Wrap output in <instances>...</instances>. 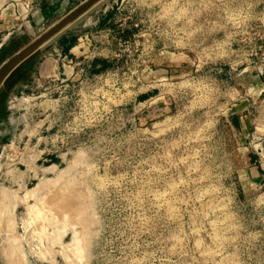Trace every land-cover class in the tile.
<instances>
[{"label":"rangeland","instance_id":"obj_1","mask_svg":"<svg viewBox=\"0 0 264 264\" xmlns=\"http://www.w3.org/2000/svg\"><path fill=\"white\" fill-rule=\"evenodd\" d=\"M41 1L0 0V68L85 2ZM20 64L0 245L23 264H264V0H100Z\"/></svg>","mask_w":264,"mask_h":264},{"label":"water","instance_id":"obj_2","mask_svg":"<svg viewBox=\"0 0 264 264\" xmlns=\"http://www.w3.org/2000/svg\"><path fill=\"white\" fill-rule=\"evenodd\" d=\"M100 0H85L78 7L69 12L60 21H58L52 28L39 36L37 39L28 44L24 49L15 54L0 68V94L3 91L6 80L17 71L23 60H25L30 54H32L37 48L47 42L51 37L71 24L77 18L86 13L91 7L97 4ZM25 63V62H24ZM20 64V65H19Z\"/></svg>","mask_w":264,"mask_h":264},{"label":"bare ground","instance_id":"obj_3","mask_svg":"<svg viewBox=\"0 0 264 264\" xmlns=\"http://www.w3.org/2000/svg\"><path fill=\"white\" fill-rule=\"evenodd\" d=\"M70 25V24H69ZM69 25H67L66 27H68ZM65 27V28H66ZM65 28H63L62 30H64ZM61 30V31H62ZM60 31V32H61ZM4 194L5 193H3V191H1V195H0V198H4ZM28 194V193H27ZM29 194H31V193H29ZM34 195V194H33ZM28 196V195H27ZM32 196V195H31ZM52 198V197H51ZM26 199V198H25ZM66 198H63L62 199V197H59V196H54V198H52L51 200H46V203H48V204H46L47 205V207H49V208H53V207H62V206H64L65 205V203H64V201H66L65 200ZM68 199V198H67ZM64 200V201H63ZM34 206V205H33ZM0 208H1V206H0ZM34 208H35V210H37L38 211V213L37 214H35V216L37 217V218H40V219H43L44 220V218L46 219V221L48 220V219H52V220H54V217L49 213V212H45L44 213V215L42 214L43 212H44V208L42 207V206H39V208L37 209V207H36V205L34 206ZM34 208H33V210H34ZM3 209V208H2ZM32 209V208H31ZM4 210V209H3ZM33 212V211H32ZM1 217V216H0ZM2 219V218H1ZM9 220V219H8ZM8 220H7V222H8ZM0 221H2V220H0ZM10 222H12V220H10ZM10 222H8V223H10ZM5 225H8L7 223L5 224ZM12 225V223L9 225V226H11ZM14 226V225H13ZM12 226V227H13ZM3 227V226H2ZM7 230H9L10 228L8 227H5ZM13 229V228H12ZM12 229H10V230H12ZM7 230H4L3 229V231H7ZM9 230V231H10ZM59 230V229H58ZM9 231H7V232H9ZM57 231V230H56ZM13 234V236L15 235L14 233H12ZM12 234H10V235H12ZM5 235V234H4ZM53 235V233L52 234H48V236L49 237H51ZM7 236H9V235H6V236H4V237H7ZM3 237V238H4ZM3 238H1V239H3ZM11 240H10V239ZM9 238H7V239H9L10 241H11V243L12 242H16L11 236L9 237ZM17 239V238H16ZM5 242H6V240H4ZM17 241H18V239H17ZM54 242L56 243L57 241H55L54 240ZM10 243V244H11ZM16 243H12V245H15ZM18 247H16V248H13V249H8L6 246H4V243H1V245H0V258L2 259V261L4 262V264H23V263H25V262H23L22 260H21V255L23 254L22 253V251H21V255H20V251H19V248L17 249ZM24 259H25V256H24ZM23 259V260H24ZM29 264V263H28Z\"/></svg>","mask_w":264,"mask_h":264},{"label":"crops","instance_id":"obj_4","mask_svg":"<svg viewBox=\"0 0 264 264\" xmlns=\"http://www.w3.org/2000/svg\"><path fill=\"white\" fill-rule=\"evenodd\" d=\"M42 3H41V6H42V9H41V13H40V17H41V20H44L45 19V17H47L50 13H51V9H52V3H51V7H48V5H45L44 3H46V2H49V0H42L41 1ZM54 4V3H53ZM6 10V9H5ZM4 10V11H5ZM2 14V13H1ZM0 18H1V15H0ZM70 43H71V41H69V39H63V43H62V45L63 46H65V50L67 51V52H65V57L67 58V57H71V56H74L75 58H77V54L75 53V52H73V48H75V46L74 47H69L70 46ZM67 44V45H66ZM81 54V53H80ZM69 67V66H68ZM66 70V66H65V68H64V71Z\"/></svg>","mask_w":264,"mask_h":264}]
</instances>
